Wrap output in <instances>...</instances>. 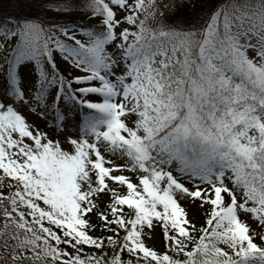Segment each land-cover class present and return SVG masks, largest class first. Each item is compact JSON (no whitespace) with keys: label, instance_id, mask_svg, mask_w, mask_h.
Here are the masks:
<instances>
[{"label":"snow or ice","instance_id":"6c2138e0","mask_svg":"<svg viewBox=\"0 0 264 264\" xmlns=\"http://www.w3.org/2000/svg\"><path fill=\"white\" fill-rule=\"evenodd\" d=\"M5 2L0 264H264V0Z\"/></svg>","mask_w":264,"mask_h":264},{"label":"trees","instance_id":"16d2710c","mask_svg":"<svg viewBox=\"0 0 264 264\" xmlns=\"http://www.w3.org/2000/svg\"><path fill=\"white\" fill-rule=\"evenodd\" d=\"M217 2H221V0H217ZM14 11L11 7L8 6L7 2L4 3L3 6H0V24L5 22V18L9 15H14ZM82 13L75 14V18L80 21L82 17ZM90 22V21H89Z\"/></svg>","mask_w":264,"mask_h":264},{"label":"rangeland","instance_id":"374dc122","mask_svg":"<svg viewBox=\"0 0 264 264\" xmlns=\"http://www.w3.org/2000/svg\"><path fill=\"white\" fill-rule=\"evenodd\" d=\"M91 23H95V21H90ZM157 246H159V240H157Z\"/></svg>","mask_w":264,"mask_h":264}]
</instances>
